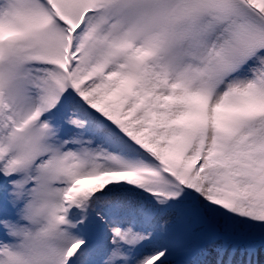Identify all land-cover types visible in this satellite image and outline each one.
Masks as SVG:
<instances>
[{
  "label": "snow or ice",
  "instance_id": "1",
  "mask_svg": "<svg viewBox=\"0 0 264 264\" xmlns=\"http://www.w3.org/2000/svg\"><path fill=\"white\" fill-rule=\"evenodd\" d=\"M0 264H264V0H0Z\"/></svg>",
  "mask_w": 264,
  "mask_h": 264
},
{
  "label": "bare ground",
  "instance_id": "2",
  "mask_svg": "<svg viewBox=\"0 0 264 264\" xmlns=\"http://www.w3.org/2000/svg\"><path fill=\"white\" fill-rule=\"evenodd\" d=\"M86 185V184H85ZM87 185H90L89 183Z\"/></svg>",
  "mask_w": 264,
  "mask_h": 264
}]
</instances>
